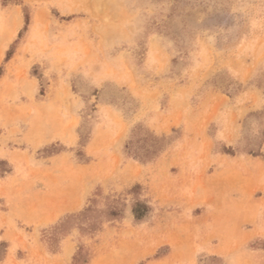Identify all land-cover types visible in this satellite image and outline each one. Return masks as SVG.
I'll return each instance as SVG.
<instances>
[{
  "label": "rangeland",
  "instance_id": "obj_1",
  "mask_svg": "<svg viewBox=\"0 0 264 264\" xmlns=\"http://www.w3.org/2000/svg\"><path fill=\"white\" fill-rule=\"evenodd\" d=\"M261 254L264 0H0V264Z\"/></svg>",
  "mask_w": 264,
  "mask_h": 264
},
{
  "label": "crops",
  "instance_id": "obj_2",
  "mask_svg": "<svg viewBox=\"0 0 264 264\" xmlns=\"http://www.w3.org/2000/svg\"><path fill=\"white\" fill-rule=\"evenodd\" d=\"M226 215H222L221 219L224 221L219 227L210 226V242L212 240H215L214 242H211V249L212 253H223L224 255H227V253L230 251L231 248V239L233 238L234 231L232 232L229 230L230 228H225L228 224L225 223ZM211 219V218H210ZM255 220V219H253ZM247 234V233H245ZM249 236H253L251 233L247 234ZM261 260H264V255L261 254L260 256Z\"/></svg>",
  "mask_w": 264,
  "mask_h": 264
}]
</instances>
